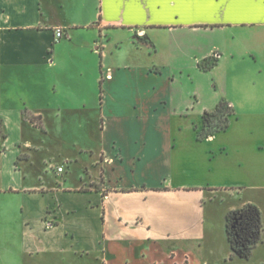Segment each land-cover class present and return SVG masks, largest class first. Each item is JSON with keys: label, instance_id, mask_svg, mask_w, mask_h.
<instances>
[{"label": "crops", "instance_id": "1", "mask_svg": "<svg viewBox=\"0 0 264 264\" xmlns=\"http://www.w3.org/2000/svg\"><path fill=\"white\" fill-rule=\"evenodd\" d=\"M222 101L230 127L200 140ZM0 121V264L137 246L153 264H264V234L247 260L226 233L247 204L264 224V0H0ZM58 122L97 145L71 155Z\"/></svg>", "mask_w": 264, "mask_h": 264}, {"label": "rangeland", "instance_id": "2", "mask_svg": "<svg viewBox=\"0 0 264 264\" xmlns=\"http://www.w3.org/2000/svg\"><path fill=\"white\" fill-rule=\"evenodd\" d=\"M137 43L140 45V42L137 41ZM141 46V45H140ZM96 60L99 59V52L98 51H94V53L92 54ZM85 59V58H84ZM87 59V58H86ZM85 59V63L89 64V60ZM70 64L67 65V67H69ZM61 73L63 74V77L65 79L66 82H69L72 78L66 73L65 70H61ZM85 82L87 86H90V80L88 78H84ZM199 82L201 84H206V81L200 79ZM81 96H83V94H80ZM79 93L77 91H75L74 89H66V92H62L61 94H58L57 97H59L61 100H67L69 101V105L74 106H80L82 105L81 102V97H80ZM80 98H77V97ZM95 124L92 123V128L96 129L97 127L99 128V122L97 121V119L95 118ZM91 126H87V125H81L80 123H72V124H62L61 122H58L55 126V135H58V137H60L61 139H63V141H61V144H64L65 146V151L69 152L71 155L78 153L79 147L80 145H83V143L85 144L86 142L91 144L92 146H96L97 142L94 140V138H91L89 132L86 130L87 128L90 129ZM97 128V129H98ZM55 145V149L56 150H60L61 147L57 145L56 142H54ZM68 170V168H67ZM78 172V170H76ZM221 238V240H220ZM220 238H214V244L217 246L219 245L220 248H226L227 249V245H225L224 243H226L225 241L222 240V237ZM137 248L132 254L131 253H126L123 251H120L119 253H115L113 254V256H111V258L108 256V262L109 264H153L152 263V257H151V252L145 251V253L142 252V250H140ZM147 248V246H144L143 249ZM146 257H143V256ZM95 256V255H94ZM93 255H88L85 258H76L73 255H68L67 253L64 254H52L49 256V260L50 261H54V262H86V263H92V264H102V259L104 257V255L96 254L95 258H97L98 260H96L94 258ZM159 259H160V263L161 264H185L183 260H181V258L176 259V260H172L170 259V256L163 253H157L156 255ZM264 257V250H261L258 255H257V259L259 258H263ZM46 259V258H45ZM43 257H39L38 262H43ZM48 259V258H47ZM255 261H251L249 264H256ZM191 264H204V258L203 255L201 253L194 255L193 256V262ZM242 264H247V263H242Z\"/></svg>", "mask_w": 264, "mask_h": 264}, {"label": "trees", "instance_id": "3", "mask_svg": "<svg viewBox=\"0 0 264 264\" xmlns=\"http://www.w3.org/2000/svg\"><path fill=\"white\" fill-rule=\"evenodd\" d=\"M102 85V82H101ZM234 110L231 105L222 101L213 112H206L203 116V129L199 139L203 140L216 133L226 131L230 127ZM32 123L40 121V117L28 114ZM42 128V124H38ZM4 137L0 121V141ZM226 233L232 254L231 259L240 257L249 259L253 250L262 242L264 224L261 210L254 204H247L241 209L233 210L227 215Z\"/></svg>", "mask_w": 264, "mask_h": 264}, {"label": "built area", "instance_id": "4", "mask_svg": "<svg viewBox=\"0 0 264 264\" xmlns=\"http://www.w3.org/2000/svg\"><path fill=\"white\" fill-rule=\"evenodd\" d=\"M62 37H63V32L61 30H58L57 34H56L57 40H60ZM57 170H58L59 173H62L64 171V168L63 167H59Z\"/></svg>", "mask_w": 264, "mask_h": 264}]
</instances>
